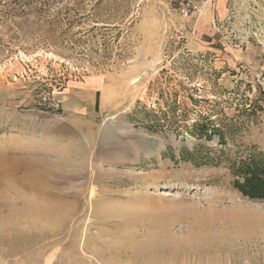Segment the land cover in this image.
I'll list each match as a JSON object with an SVG mask.
<instances>
[{
    "label": "rangeland",
    "instance_id": "374dc122",
    "mask_svg": "<svg viewBox=\"0 0 264 264\" xmlns=\"http://www.w3.org/2000/svg\"><path fill=\"white\" fill-rule=\"evenodd\" d=\"M220 1L0 0V264H264V0Z\"/></svg>",
    "mask_w": 264,
    "mask_h": 264
},
{
    "label": "trees",
    "instance_id": "16d2710c",
    "mask_svg": "<svg viewBox=\"0 0 264 264\" xmlns=\"http://www.w3.org/2000/svg\"><path fill=\"white\" fill-rule=\"evenodd\" d=\"M240 170H245L242 177V186L238 187L236 183L235 188L239 189L243 196L264 200V163L261 161L255 162L254 169L250 166H243ZM255 171L259 172L260 175H257Z\"/></svg>",
    "mask_w": 264,
    "mask_h": 264
},
{
    "label": "crops",
    "instance_id": "0c3cea01",
    "mask_svg": "<svg viewBox=\"0 0 264 264\" xmlns=\"http://www.w3.org/2000/svg\"><path fill=\"white\" fill-rule=\"evenodd\" d=\"M177 1H180V0H177ZM197 2H202L203 3V7H202V10L200 12V17L203 18V17H208V18H211V17H217L219 16V14L217 13V10H218V4H219V1L217 0H195ZM222 2V1H220ZM216 7V8H215ZM211 8V9H210ZM87 87L89 89H98L97 87H102V84L100 85V83L98 81H91L89 83H87ZM92 90H87L86 92L90 93Z\"/></svg>",
    "mask_w": 264,
    "mask_h": 264
},
{
    "label": "built area",
    "instance_id": "2783aa9c",
    "mask_svg": "<svg viewBox=\"0 0 264 264\" xmlns=\"http://www.w3.org/2000/svg\"><path fill=\"white\" fill-rule=\"evenodd\" d=\"M202 2H197L195 0H181L180 15L182 18L195 17L200 15V8Z\"/></svg>",
    "mask_w": 264,
    "mask_h": 264
},
{
    "label": "bare ground",
    "instance_id": "6f19581e",
    "mask_svg": "<svg viewBox=\"0 0 264 264\" xmlns=\"http://www.w3.org/2000/svg\"><path fill=\"white\" fill-rule=\"evenodd\" d=\"M165 195V194H164ZM192 264V263H191Z\"/></svg>",
    "mask_w": 264,
    "mask_h": 264
}]
</instances>
